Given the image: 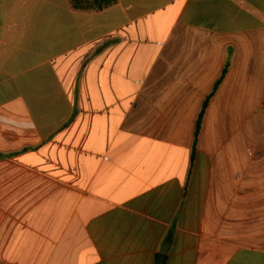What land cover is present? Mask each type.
Instances as JSON below:
<instances>
[{
	"label": "crops",
	"instance_id": "1",
	"mask_svg": "<svg viewBox=\"0 0 264 264\" xmlns=\"http://www.w3.org/2000/svg\"><path fill=\"white\" fill-rule=\"evenodd\" d=\"M0 264H264V0H0Z\"/></svg>",
	"mask_w": 264,
	"mask_h": 264
},
{
	"label": "trees",
	"instance_id": "2",
	"mask_svg": "<svg viewBox=\"0 0 264 264\" xmlns=\"http://www.w3.org/2000/svg\"><path fill=\"white\" fill-rule=\"evenodd\" d=\"M73 8L76 10H96L102 11L116 3V0H70ZM207 104L202 108L199 120L197 122L195 139L197 140L202 129V124L206 112ZM196 144V143H195Z\"/></svg>",
	"mask_w": 264,
	"mask_h": 264
}]
</instances>
